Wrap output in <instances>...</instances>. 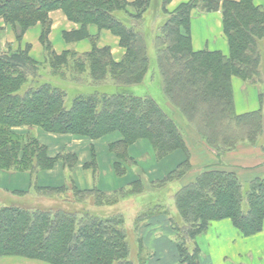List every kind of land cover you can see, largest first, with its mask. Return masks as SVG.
<instances>
[{
    "label": "trees",
    "instance_id": "16d2710c",
    "mask_svg": "<svg viewBox=\"0 0 264 264\" xmlns=\"http://www.w3.org/2000/svg\"><path fill=\"white\" fill-rule=\"evenodd\" d=\"M255 1L191 0L169 11L171 0H0V20L18 31L19 41L39 25L46 52L43 62L30 56L29 46L0 53V172L28 174L30 180L26 191L0 188V259L136 264L130 258L123 217H103L92 208L144 195L147 186L158 193L179 186L170 193L171 204H156L153 207L157 209H147L140 217L145 225L161 220L172 225L178 239L177 264H202L197 238L212 222L230 220L244 238L262 232L264 175L247 182L234 171L207 168L184 183L192 171L186 146L188 128L218 159L241 145L254 147L264 139V110L238 115L232 87L233 78L262 84L264 7ZM57 10L80 26L64 33V40H89V53L55 52L49 40L50 13ZM196 10L222 11L228 55L194 52L191 24ZM148 15L153 16V32L149 31ZM93 28L98 33L93 34ZM102 31L119 38L125 50L120 61L114 59L109 47L98 46ZM151 43L155 68L149 54ZM152 73V77L157 75L167 110L151 96L131 92ZM63 82L76 92L70 94L67 89L71 88L63 87ZM109 84L118 92L98 90ZM23 127L30 132L17 131ZM38 130L90 140L120 134L122 140L109 146L117 158L114 173L120 179L135 171L137 162L129 148L140 140L151 144L157 161L178 150H183L187 159L161 181L149 183L140 172L138 179L112 193L98 188L81 190L73 181L77 156L64 152L51 158L47 147L38 141ZM92 157L85 167L96 169V156ZM57 161L68 169L64 186L41 187V173L51 170ZM147 260L140 258L139 264H148Z\"/></svg>",
    "mask_w": 264,
    "mask_h": 264
},
{
    "label": "crops",
    "instance_id": "0c3cea01",
    "mask_svg": "<svg viewBox=\"0 0 264 264\" xmlns=\"http://www.w3.org/2000/svg\"><path fill=\"white\" fill-rule=\"evenodd\" d=\"M127 1L129 3L135 2V0ZM189 1L191 0H171L168 9L173 11L179 5L188 3ZM255 4L257 6H264V0H256ZM50 19L52 21V30L49 35V40L57 54H62L66 51L85 54L92 50V45L89 40H83L77 43H67L64 40V33L77 31L80 26L69 21L62 11L57 10L51 12ZM3 27L7 30H12L4 26V24ZM92 33L96 34L98 31L93 28ZM13 41L15 42L14 47L11 49L13 52L19 49V47L23 50L29 46L31 49L30 56L38 62L44 61L46 52L40 42L39 26L27 31L21 41H17L15 37ZM191 42L194 52L219 51L224 53V55H228V43L223 33L222 12L192 14ZM98 46L100 48L109 47L116 61H120L125 55V50L120 46L119 38L108 31H102L100 33ZM232 87L235 111L238 115L253 113L264 109H262V91L259 86L249 85L238 78H233ZM188 129L189 134L186 138V146L190 155L192 173L188 175L184 183L193 181L198 174L207 168L234 171L239 175L240 179L247 182L264 175V152L262 150L264 142H259L254 148L248 145H241L236 151L218 159L216 154L203 143L199 136L190 128ZM17 131L29 133L30 129L23 127L17 129ZM37 137L38 141L47 147L49 156L53 159L64 152H69L77 156L78 161L73 168V181L81 190L98 188L107 193H111L138 179L137 173L140 172L149 183L161 181L187 159L186 153L183 150H178L163 160L157 161L151 144L148 141L140 140L129 148L130 156L137 162V166L134 167L135 171H133V173L135 172L134 175L131 172L132 176L129 175L128 178L120 179L114 173V164L117 162V158L109 149L111 144L122 140L120 134L115 133L98 140H90L73 135H55L39 130ZM92 155L96 156V169L85 167L92 163ZM67 171L68 169L64 167L63 163L57 161L51 170L41 173L39 185L41 187L53 188L64 186ZM6 179L9 180L7 183L12 184V188L7 186V183H4ZM29 186L30 180L28 174L20 173L11 175L0 173V188L13 191H26ZM170 227V224L164 220L154 221L144 226V228L158 230L156 231V236L153 238H142L147 250L153 253L150 264L178 263L177 245L169 233L168 229ZM146 234L150 235L148 231H146ZM203 244L207 251L205 253L203 251L201 258L202 264H264V227L259 234L244 238L230 220L212 222L210 223L208 231L203 235ZM236 244H240V246ZM232 247H234V254L230 255V257L225 251H228ZM242 254L246 255L245 257H250L247 263L241 261ZM41 263L36 260L16 257L0 259V264Z\"/></svg>",
    "mask_w": 264,
    "mask_h": 264
},
{
    "label": "rangeland",
    "instance_id": "374dc122",
    "mask_svg": "<svg viewBox=\"0 0 264 264\" xmlns=\"http://www.w3.org/2000/svg\"><path fill=\"white\" fill-rule=\"evenodd\" d=\"M262 7H264V6H262ZM194 13H196V14H208V13H202L200 10H196L192 14H194ZM152 18H153L152 15H148V26L150 28V30H149L150 32H153L152 28H153L154 22H153ZM2 23L3 22L0 21V53L5 54V53H8L7 50H11L14 47L15 42L13 41V38L15 37L17 39V41H19V40H18V31L7 30L5 27H3V24H4V26H6V24L5 23L2 24ZM6 30H7V32H6ZM223 33H224V31H223ZM151 35L153 37L155 34L152 33ZM224 36H225V34H224ZM225 38H226V36H225ZM226 42H227V38H226ZM2 44H3V46H2ZM260 45H262L261 49H262V54L264 55V40H262V43ZM149 49H150L149 54L151 56L152 68H155L154 48L152 46V43L150 44ZM19 50H22V48L19 47V49H17L16 51H19ZM44 59H45V56H44ZM259 70L261 72V82H262V84L259 85V88H261L262 93H264V83H263V81H264V59H263V62L261 64ZM152 76H154L153 73L150 74L148 76V78H146L147 80L144 84L131 88V92L135 95L142 96V97L151 96L152 98H154L155 100L160 102L161 105L167 110L168 107H167V104L164 103V99H163V95H162V92H161V89L159 86L157 75L155 77H152ZM149 79H151V80L148 81ZM238 79H240V78H238ZM240 80H242V79H240ZM86 81L88 83H90V81H88V80H86ZM244 83H246V82H244ZM246 84H248V83H246ZM61 85L63 87H65L66 89H67V86L70 87L71 89H67V90H69L70 94H74L76 92V90L72 89V87L69 86V84H67V83L63 82V83H61ZM249 85H251V84H249ZM253 86H257V85H253ZM96 90H97V88H96ZM98 90L102 91V92H106V93L118 92V88H116L115 86H113L111 84L100 87V88H98ZM262 108H264V105L262 106ZM263 113H264V111H263ZM38 133H39V130L37 131V136H38ZM260 142H264V139L260 140ZM248 146H250V145H248ZM250 147H252V146H250ZM254 147H256V146H254ZM258 152H259V155L261 156V153L259 150H258ZM190 173H192V171ZM8 181L9 180L6 179V180H4V183H7ZM10 181H12V180L10 179ZM6 185L11 187V188L13 187L11 183H7ZM178 187H179L178 185H172L168 189L158 193V191H156V189H154L153 187L147 186L148 192L144 195H139V196L131 197V198L128 197V198H126L124 200H120V201L117 200V202H119V203L112 205V206L94 207V208H92V211L95 214L103 216V217L113 215V214L121 215L123 217V219L125 220V224H126V232H127L128 243H129L130 252H131V257H130L131 260H133L136 264H139L140 258H142L144 260L148 259L147 263L150 264V262L152 261L151 259L153 258L152 257L153 253H151L147 250V248L144 245L142 238H144V237L145 238H147V237L153 238L154 236H156V231H158V230H152L149 228H144L146 223L144 222V220L140 221V220H142V218H140V217L142 215L146 214V212L148 210L157 209V208L153 207L156 204L160 203L162 206H166V205L168 206L169 204H171L172 202L171 203L169 202V199L171 200V194L170 193L172 190H173V192H175L178 189ZM102 192L107 193L105 191H102ZM94 202H95V200L92 199L91 204L95 205ZM150 206L153 208H151ZM168 230H169L170 235H172L174 241L176 242L178 239L175 235V231L173 230L172 225H171L170 229H168ZM146 231H148V233L150 235H147ZM197 245L202 251H204V253L207 251L204 244H203V235H201L197 238ZM236 245L240 246V244H236ZM193 249H194V246H190V250H193ZM225 253L228 254V256L233 255L234 254V247H232L228 251H225ZM245 256L246 255L242 254L240 259L242 262L244 261L245 263H247V260L250 257H248V256L245 257ZM238 259H239V257H238ZM41 264H46V263L42 262Z\"/></svg>",
    "mask_w": 264,
    "mask_h": 264
}]
</instances>
